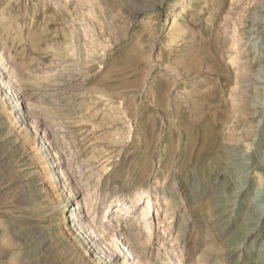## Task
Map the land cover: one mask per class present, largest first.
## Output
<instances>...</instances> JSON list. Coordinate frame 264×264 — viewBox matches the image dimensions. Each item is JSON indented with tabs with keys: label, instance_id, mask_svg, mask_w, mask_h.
Masks as SVG:
<instances>
[{
	"label": "rangeland",
	"instance_id": "rangeland-1",
	"mask_svg": "<svg viewBox=\"0 0 264 264\" xmlns=\"http://www.w3.org/2000/svg\"><path fill=\"white\" fill-rule=\"evenodd\" d=\"M243 68L264 86V0H0V73L65 184L0 90V264H94L65 222L73 189L90 236H124L128 264H264V193L249 179L234 193L249 124L263 136L247 172L264 171V107L235 97ZM122 197L134 209L106 215Z\"/></svg>",
	"mask_w": 264,
	"mask_h": 264
},
{
	"label": "bare ground",
	"instance_id": "bare-ground-1",
	"mask_svg": "<svg viewBox=\"0 0 264 264\" xmlns=\"http://www.w3.org/2000/svg\"><path fill=\"white\" fill-rule=\"evenodd\" d=\"M172 22H173V25L171 26V30L172 31L175 29L177 30L176 21L174 22V19H173ZM178 31H179V29H178ZM239 71H240V74H237L236 79H235V86H236L235 97L241 101H245L248 98L255 101L257 106L255 105L254 112L258 113L264 107V93H262L260 91V90L264 89V86L261 85V83L258 80L259 76H257L256 74L255 75L257 77L255 79L254 78L252 79L251 76H254V75L253 74H247V72L245 71V68L240 69ZM4 78L5 77L3 76V74L0 73V90H2L1 92L5 91L3 93L4 94V100H5L6 104L9 105L8 107L11 109V110L9 109L10 112L13 114L14 117H16V119L18 120L20 125L27 131V133L32 134L36 149L39 153L40 161H42V163H45L47 165L46 167L48 169L49 178L51 181H53L56 184V192H57L56 194H58V190L61 187L63 188V185H65V184L61 183L62 178L64 177L63 175H61L63 162L60 161V158H58V154H56V151H55V153L50 152V148H49L50 145L48 146L49 138L45 134V131H43L41 133L35 131V126H34L35 121L30 120L31 119L30 111H29L30 109L27 108L28 106L27 107L24 106V104H25L23 102L24 99H22L21 96H19L20 94H18L17 91H14L15 84H16L15 78L12 75L9 77L8 80H4ZM17 90H19V89H17ZM235 100H237V99H235ZM248 126L249 127L246 131V134L239 136L240 141L236 145L238 148V149H236V151L238 150L237 156L232 161V162H234V165H235L233 167L234 168L233 170L235 171L234 175L238 176V178H236V180H235L236 181L235 182V190L236 191L234 192L235 194H239L243 190L242 188H244V186L246 185L247 179L252 180V181L254 180V182L257 183V187L260 188L259 189L260 191L258 192V194L264 193V189L262 188L264 185V171H259L258 169H255V170H253V173L247 172L248 168L250 166H252V164H253L254 157H255L254 152L258 148L260 138L263 136V131H261V129L258 128V123H256L255 125L249 124ZM60 135H62V134H60ZM29 137H30V135H29ZM242 153H244V154L242 155ZM259 162L264 164V152H263V158ZM254 178H256V180ZM64 189H66V188L64 187ZM76 191H77V189H76ZM69 192H70L69 195H67V197H65L66 198V204H68V207L65 209V211H66L65 222L67 221L69 223V228H72L73 232H76V236H78V237H80V239H82V241L86 247V252L89 255L91 254L90 256L92 257L93 263L94 264H128L129 255H127V252H128L129 246H128L127 242L124 240V236L122 238L116 237V238L112 239V242H107V241L105 242V241L101 240L102 244L104 242V245L102 246L101 243L99 242V239H101V238L96 239L97 237L95 238L93 236H90V234L88 233L89 231H87L88 226H91L90 225L91 222L87 221V219H84L85 216H84L83 206L80 204L82 201L80 202V199L77 198L78 196H76L77 193L74 192V189L70 190ZM63 193H65V192H63ZM144 195L147 196L148 198L146 199L145 203H143L139 207V217L142 218L143 221L144 220L146 221V219H144V218H146L148 216V214L150 213V210L152 208V199L149 198L148 194H144ZM134 204H135V201H132L131 199H128V198H124V197L115 198L112 200L111 204H109L108 206H106L104 208V212L106 215H112V214H114L116 216L127 215L128 213H130L134 209ZM263 211H264V208L262 209L261 212H263ZM89 228H91V227H89ZM92 231H93V229H92ZM113 235H115V234H113ZM107 237H108V235H107ZM107 239L108 238H106V240ZM130 242H131V240H130ZM134 244H135V242H134ZM27 247H28V245H27ZM20 256H21L20 253L17 256L13 254V256H11V258H10L9 263L10 264H23V262L20 263ZM120 259L122 260L121 262H119Z\"/></svg>",
	"mask_w": 264,
	"mask_h": 264
}]
</instances>
